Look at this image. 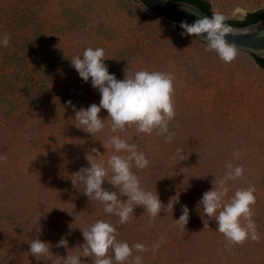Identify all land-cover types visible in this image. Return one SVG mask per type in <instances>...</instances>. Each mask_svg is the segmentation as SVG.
<instances>
[{"label":"rangeland","instance_id":"obj_1","mask_svg":"<svg viewBox=\"0 0 264 264\" xmlns=\"http://www.w3.org/2000/svg\"><path fill=\"white\" fill-rule=\"evenodd\" d=\"M207 1L229 21L264 10V0ZM181 33L134 0H0V39L10 37L8 47L0 46V155L7 157L0 161V264H61L68 253L82 251L75 249L85 243L81 229L97 220L116 227L117 240L130 246L151 248L164 237L155 255L134 252L143 264H264V69L238 50L225 63L205 43ZM88 47L104 49V63L118 80L125 70L173 75L171 143L134 126L113 133L103 109L105 127L94 138L75 127L73 106L87 108L101 99L70 63ZM112 135L136 143L149 160L143 170L132 168L140 186L158 195L165 208L174 204L155 222L136 207L132 220L120 225L83 194V185L71 181L90 167L87 156L107 167L113 154L126 155L103 147ZM178 148L184 161L172 159ZM228 162L245 172L228 181L225 199L255 186L259 242L230 246L215 220L206 228L203 223L198 203L224 176ZM104 187L118 191L107 181ZM185 205L189 221L181 230L175 220ZM33 239L49 244L47 260L28 253ZM93 259L81 257V264Z\"/></svg>","mask_w":264,"mask_h":264},{"label":"clouds","instance_id":"obj_2","mask_svg":"<svg viewBox=\"0 0 264 264\" xmlns=\"http://www.w3.org/2000/svg\"><path fill=\"white\" fill-rule=\"evenodd\" d=\"M182 35L198 36L206 41L207 50L214 51L225 63H231L237 55L235 45L228 43L226 37L231 29L224 25V16L214 14L212 17H199L192 24L181 23ZM10 37L5 34L0 39V46L8 47ZM105 51L103 48L88 47L82 56H74L71 66L78 72L84 82L91 81L94 89L98 90L101 99L99 105L92 104L87 108L76 109L75 127L90 134L93 138L101 133L105 127V120L100 113L107 111V120L111 121L113 133L125 131L135 127L138 133L151 135L154 131L158 136L164 137L166 143H171L175 138V132L170 130V122L175 118L173 103L174 77L171 73L159 71L138 70L134 74L125 70L123 80H118L114 74H110L104 63ZM72 106V101L67 102ZM115 153L104 162L97 163L86 157L90 167L81 168L73 174L71 179L74 186L77 183L83 185V194L89 200L98 201L103 205L106 214L118 217V224L129 223L133 218L134 209L143 207L151 217V222L162 211L173 210L172 201L167 207L161 203L159 196L144 190L140 186L137 175L132 168L143 170L150 164L145 154L138 149L136 143H129L118 135L110 136L107 146ZM92 153L101 157L99 150L93 148ZM235 159H240L239 151L233 153ZM179 158L184 161L182 149H177L173 160ZM7 157L0 155V161H6ZM227 171L219 180L213 181V188L206 191L198 203L205 228L209 219L215 220L216 230L223 234L228 245L235 246L251 240L259 242L260 233L253 219L255 213L252 206L256 203L255 186L239 188L230 199H225L229 192L228 181L242 178L245 169L241 165L234 166L231 162L226 164ZM184 169L180 171L184 174ZM105 181L118 191H111L104 187ZM124 197L126 199H121ZM190 210L185 205L182 207V215L176 221L177 226L183 230L189 221ZM85 243L75 249H81L76 255L68 253L66 259H61V264H81V257L94 258L92 264H143L141 255L151 251L153 255L159 247L166 242L164 237L151 248L144 244L136 243L130 246L127 242L117 240V229L109 222L97 220L86 229H81ZM64 245V241L60 242ZM29 252L38 261L47 260L50 248L48 243L40 239H33ZM230 250V248H229ZM111 253V254H110Z\"/></svg>","mask_w":264,"mask_h":264},{"label":"water","instance_id":"obj_3","mask_svg":"<svg viewBox=\"0 0 264 264\" xmlns=\"http://www.w3.org/2000/svg\"><path fill=\"white\" fill-rule=\"evenodd\" d=\"M146 11L163 21L181 28V23L192 24L199 17H211L200 7L189 2L175 0H135ZM226 39L236 50L244 51L264 59V18L259 22L241 28H230ZM206 44V41L194 36Z\"/></svg>","mask_w":264,"mask_h":264},{"label":"trees","instance_id":"obj_4","mask_svg":"<svg viewBox=\"0 0 264 264\" xmlns=\"http://www.w3.org/2000/svg\"><path fill=\"white\" fill-rule=\"evenodd\" d=\"M135 1V0H134ZM175 1H184V2H189V3H192L194 5H197L198 7H200L204 12H206L209 16H213L214 14H217L215 13L213 10H212V7H211V4L209 1L207 0H175ZM136 2V1H135ZM137 3V2H136ZM148 12V11H147ZM150 13V12H148ZM151 14V13H150ZM153 15V14H151ZM153 17L157 18V19H161L157 16H154ZM262 18H264V10H259L257 12H254V13H250L247 18L243 21H229V20H225L224 19V25L229 27V28H241V27H246V26H249V25H252V24H255L257 22H259ZM162 20V19H161ZM163 21V20H162ZM165 22V21H163ZM165 23H168V22H165ZM169 25H171L170 23H168ZM173 28L179 30L180 32H183V29L182 28H179V27H175L174 25H171ZM247 53V52H246ZM249 54V53H247ZM251 57L254 58L255 62L261 67L264 69V59L260 58V57H257L255 55H251L249 54Z\"/></svg>","mask_w":264,"mask_h":264}]
</instances>
